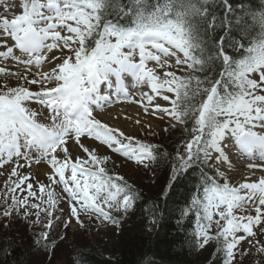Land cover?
Segmentation results:
<instances>
[{
  "label": "snow or ice",
  "instance_id": "snow-or-ice-1",
  "mask_svg": "<svg viewBox=\"0 0 264 264\" xmlns=\"http://www.w3.org/2000/svg\"><path fill=\"white\" fill-rule=\"evenodd\" d=\"M19 7L0 18V168L14 165L0 191V219L41 228L37 244L73 220L82 227L84 216L118 224L114 213L130 212L139 193L110 170L111 155L84 140L144 168L156 163L157 145L95 114L128 102L167 117L164 131L180 129L165 196L199 169L180 209L181 217H195L194 246L214 248L222 264H244L253 248L264 256V163H249L238 184L227 175L233 147L264 161V5L20 0ZM145 134L156 135L150 124ZM33 163L44 167L46 182L23 171Z\"/></svg>",
  "mask_w": 264,
  "mask_h": 264
},
{
  "label": "trees",
  "instance_id": "trees-1",
  "mask_svg": "<svg viewBox=\"0 0 264 264\" xmlns=\"http://www.w3.org/2000/svg\"><path fill=\"white\" fill-rule=\"evenodd\" d=\"M230 2L235 5L240 0ZM247 2L253 8L264 5V0ZM179 140L180 133L177 130L164 131L158 137L155 143L159 149L155 163L158 169L169 170L170 156L175 154ZM199 176V169L190 170L187 177L182 178L167 196L162 189L143 188L139 192L141 204L136 215L141 216L145 211L154 218L157 227L153 233L140 228L123 229L110 256L100 253L90 243H78L69 254L67 264H222V257L213 256L214 250L203 253L194 246V215L181 217L180 209L185 206V198L198 183ZM9 234L10 231L0 227V264H33L32 256L37 252L34 247L27 245L24 238H14ZM45 249L42 247L39 250ZM256 260L264 264V258L255 259L254 262Z\"/></svg>",
  "mask_w": 264,
  "mask_h": 264
},
{
  "label": "rangeland",
  "instance_id": "rangeland-1",
  "mask_svg": "<svg viewBox=\"0 0 264 264\" xmlns=\"http://www.w3.org/2000/svg\"><path fill=\"white\" fill-rule=\"evenodd\" d=\"M164 119L166 121L163 122L152 119V131H154L158 135L162 132L164 126L168 123V119ZM146 123H143V125L132 126L130 130L124 129V131L132 134L143 132L141 131V129H144L146 131ZM163 123H165V125ZM81 153L82 151L79 153V155H81ZM102 154L111 155L112 160L115 161V163L116 159L122 162L124 164L122 165L124 172L123 175L126 176L127 179V173H132V177L135 178V184L138 185L139 188H147L149 190H161L168 183V180L171 175L168 171L160 170L157 167H155L153 170L151 167H135L131 164H128L129 162L122 161L114 153H111L110 150H107ZM13 166L14 165H6L4 168L0 169V187L4 185ZM39 168L42 167L34 165L32 168L23 169V171L32 170L33 172H36ZM41 181L46 182L44 177L41 179ZM2 190L3 188L0 189V191ZM61 207L65 208V212H67L68 206L66 203H62ZM114 216H116V218L119 220L118 224H112L110 222L99 224L96 223L99 222V220H96L95 218L93 219L96 222H89V219L84 216L82 217V227L77 226L75 221L73 220L72 225L69 226L67 229H64L62 225L59 229L53 228L51 231H56V240L43 251L37 249L35 244V241L39 238L38 234L42 231V229L39 227L34 229L29 221H25L23 218H18L15 221H5L0 219V227L2 229H7V231H10L11 234L9 235H12V237L14 238H24L27 245H31L34 247L37 252H34L32 256L33 264H67L69 254L71 253L73 247L78 243H90L95 249H98L101 253L110 256L111 249L116 245L118 241L120 231L122 230L121 228L125 225L126 227L124 229L131 230L140 228L153 232L155 229L153 222L146 215L137 216L135 212L130 211L126 215L122 213L117 215L114 213ZM63 218L67 219V216H64ZM6 224L8 225L7 227H5ZM135 225L136 227H134ZM122 232L123 231H121V234ZM60 235H64L65 238L63 240L59 239ZM258 237L264 238V236H262L259 232ZM41 241L46 242L44 240ZM244 247L248 248L250 246L245 243ZM257 255L256 251H252L251 256L243 258L244 262L246 261L244 264H247L250 261L254 262Z\"/></svg>",
  "mask_w": 264,
  "mask_h": 264
},
{
  "label": "bare ground",
  "instance_id": "bare-ground-1",
  "mask_svg": "<svg viewBox=\"0 0 264 264\" xmlns=\"http://www.w3.org/2000/svg\"><path fill=\"white\" fill-rule=\"evenodd\" d=\"M114 114H118L117 112H113ZM136 119H139V117H137ZM135 119V120H136ZM140 120V119H139ZM116 121H118L117 123H119V124H121V126L123 127V128H127V129H130L132 126H131V124H133V122L132 121H127V120H123V119H118V120H116ZM115 121V122H116ZM151 122H152V120L151 119H148L147 120V124L149 125H151ZM44 171H45V169L43 170V173H44ZM255 171H256V169H255ZM43 173L41 172V173H39V174H37V175H35L36 177H37V179H42L43 177H44V175H43ZM248 173H249V171L248 170H241V172H240V174H239V178L242 180V177H244V176H247L248 175ZM257 176H258V174H257Z\"/></svg>",
  "mask_w": 264,
  "mask_h": 264
}]
</instances>
